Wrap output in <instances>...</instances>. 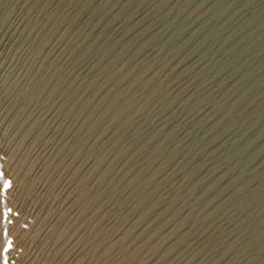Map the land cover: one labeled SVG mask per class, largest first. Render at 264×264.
<instances>
[{"label": "water", "instance_id": "1", "mask_svg": "<svg viewBox=\"0 0 264 264\" xmlns=\"http://www.w3.org/2000/svg\"><path fill=\"white\" fill-rule=\"evenodd\" d=\"M0 264H264V0H0Z\"/></svg>", "mask_w": 264, "mask_h": 264}, {"label": "snow or ice", "instance_id": "2", "mask_svg": "<svg viewBox=\"0 0 264 264\" xmlns=\"http://www.w3.org/2000/svg\"><path fill=\"white\" fill-rule=\"evenodd\" d=\"M10 185H11V182L10 181H7V182H5L4 187L5 188H8V187H10Z\"/></svg>", "mask_w": 264, "mask_h": 264}]
</instances>
